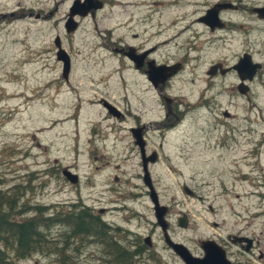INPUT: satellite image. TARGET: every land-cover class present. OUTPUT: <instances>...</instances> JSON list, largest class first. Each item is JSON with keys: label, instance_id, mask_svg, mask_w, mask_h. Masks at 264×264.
I'll list each match as a JSON object with an SVG mask.
<instances>
[{"label": "rangeland", "instance_id": "rangeland-1", "mask_svg": "<svg viewBox=\"0 0 264 264\" xmlns=\"http://www.w3.org/2000/svg\"><path fill=\"white\" fill-rule=\"evenodd\" d=\"M212 1L107 0L94 16L77 18L78 28L68 33L64 23L71 0H0V189L20 183L28 202L46 205L48 210L55 206L68 210L81 202L106 206L110 210L104 219L122 229L115 234L124 243L131 241V250L138 249L136 236L140 240L151 237L152 246L133 257L134 264H181L156 224L139 151L129 131L138 117L145 123L161 120L165 107L113 48L123 43L156 45L159 60H181L184 44L193 33L201 31L200 37L213 38L201 24H194L193 31L183 30L186 21ZM245 1L250 0L241 3ZM11 11L17 16H9ZM258 25L257 42L250 46L257 51L256 57L263 58L264 47L258 41L264 37V25ZM56 36L71 56L67 81L56 58ZM236 40L224 46L206 43L196 51V60L179 71L169 93L181 102L180 110L197 95L200 79L196 76L204 77L208 64L235 61L245 48L240 36ZM218 82L227 91L217 98L220 106L238 115L229 122L240 127L237 140L223 136L226 125L217 123L225 118L204 110L186 113L172 130L151 124L147 141L150 148L158 149L160 159L148 166L150 175L160 203L168 206V233L174 241L192 244L200 237L238 229L242 235L259 238L263 249L264 184L260 182L264 181V152L259 157L246 153L250 146L244 138L253 136L241 131L249 116L254 137L264 138V76L254 85L256 106L252 109L247 108L250 101L234 102L238 93L231 76ZM103 101L125 116L119 119L109 114ZM63 168L77 173L78 183L69 182L61 173ZM185 187L194 194H188ZM181 213L190 217L184 228L177 223ZM63 233V227L52 229L67 256L61 263L54 261V255L37 253L19 264H101L94 260L95 236L80 247L82 241L75 238L65 245ZM126 248L117 250L127 254Z\"/></svg>", "mask_w": 264, "mask_h": 264}, {"label": "flooded vegetation", "instance_id": "flooded-vegetation-1", "mask_svg": "<svg viewBox=\"0 0 264 264\" xmlns=\"http://www.w3.org/2000/svg\"><path fill=\"white\" fill-rule=\"evenodd\" d=\"M106 1L107 0H102L103 6L105 5ZM242 1L243 0H214L197 16L191 18L190 21L187 20L183 30L186 29L187 31H193L194 24H201L207 33L213 35V38L200 37V35H202L201 31L193 33L194 37L184 44L185 56L181 60H159L155 57L156 51H158V47L156 45L145 47L144 43L140 45L123 43L117 44L116 47L113 48V51L119 53L122 56V60L124 61L125 65H127L128 68L131 67L135 72L141 75L140 78L143 80V82L146 81L149 84L150 89L157 93L159 99L163 101V105L165 107L161 120L155 121L153 123H145L138 117L136 118V122L133 123V126L129 127V131L133 127H142L141 135L142 140L144 141V155L145 157L149 158L152 156V154H154L153 156L156 157L155 162H148L149 167L151 166L150 164H154L160 159L158 149L150 148L147 141V132L149 129H151V124H155V128H165L167 130H172L179 123H181L186 113L204 110L213 116H218V114H220L223 118H225V120H218L217 124H221V126L226 125L223 136H228L226 139L229 140H237L240 127L239 125L232 123L229 124V122L237 119L238 115L237 113H232L229 111V109L222 108L220 106L218 99L220 96H222V94H226L227 91L225 84L223 82L219 83L218 81H222V78L231 76L234 79V88L238 93L237 98L234 99V102L238 100H243L245 103L246 101H250V105L247 108L252 109L256 106L254 103V98L256 96L254 85L259 77L262 78L264 76V57H256L257 51L255 52L250 46L252 43L257 42V31L261 29L258 27V22H262V25H264V2L257 4L254 0L245 1L246 3H241ZM218 5L226 6L218 8ZM209 10H211V12L208 14ZM96 11L98 10H95L93 13L89 12L87 16H94ZM50 12L52 15L54 11ZM8 14L9 16L13 17L17 16L15 11H11ZM236 14H239L238 18L236 17ZM39 16V13H37L36 17ZM67 17L68 14L65 18L67 19ZM77 18H80V16L75 15L76 21H78ZM174 23H176V21ZM228 35L232 36L229 38ZM237 36L241 37V40L245 44V48L239 53L235 61L230 63L229 61L225 60L227 62L226 63L222 59L213 60L210 64H208L204 70V77L200 78L199 76H196V78L200 79V81L197 83V85L200 87V89L197 90V95L195 98L191 96L192 99L185 101L186 109L180 110L178 104L181 102L177 101V99L174 98V96H171L169 93L172 80L178 75L179 71H182L186 63H191L190 61L196 60V57H198L196 51L201 50L203 45L210 44L213 46H224L227 43L232 44L231 41H237ZM215 41H219V44H216ZM258 46L264 47V37L258 41ZM129 54H132L133 58H130ZM68 55L70 57L71 64V56L69 53ZM244 58L246 59L243 60ZM176 64L180 69L174 75L166 78L164 81L159 80L156 84L150 80L149 73L152 75L154 74L150 71V67L154 68L155 66L159 65L170 66ZM191 82H193V78L190 79V83ZM125 114V112L121 111V116L119 119H122ZM244 120L246 121L247 126H245L243 131H241L242 134L245 135L248 133L249 135L252 134L253 136L252 138H244L248 140V143L246 144L250 146L249 151L246 153L249 155L252 154L253 157H259L264 152V138L257 139L254 137L256 130L251 125L253 120H251L249 116L244 118ZM235 136L237 138H235ZM218 144L222 146L225 144V141H219ZM159 145H161V143ZM137 149L141 158L142 155L140 147L137 146ZM141 167L143 170L142 158ZM260 184H264V181H261ZM255 186H257V184H254V187ZM185 190L190 195L194 194V191H191L186 187ZM95 201L100 203L99 199ZM78 206L79 208L89 209L94 215L99 217V221L104 227L103 229L100 228L99 232L103 233L104 236L101 238L96 237V239L93 241L95 248L94 260L99 261L101 264H109V243L106 242V239L109 238L113 242L120 245V242L122 243V241L115 233H119L122 231V229L119 226H114L111 222H107L104 219L105 213L110 210L108 207L99 206L96 208L95 205L90 206L82 202L79 203ZM119 207H122V210H125L124 208H126L124 204L120 205ZM209 209L212 210L211 205L209 206ZM188 215H186L187 225L188 218H190ZM236 216L239 217V211L236 212ZM216 224L217 223L215 222L214 225ZM137 238L140 237L136 236L134 239L137 241ZM141 242L148 248L152 246H149L144 242V237L141 239ZM80 245V247H84V240ZM259 245V238H257L255 235H242L238 229L236 232H229L225 235L211 234L200 237L192 241V244L185 243V246L189 250L190 254L197 258H204L207 251L210 253H215L222 249L224 251L225 257L230 261L231 264H264V248H259ZM145 246L142 245L140 247L142 249V253L146 248ZM81 250L82 249H79V252H81ZM174 254V257L177 258L181 264H185L176 253ZM242 255H245L248 259H242ZM110 264H112V260L110 261Z\"/></svg>", "mask_w": 264, "mask_h": 264}, {"label": "trees", "instance_id": "trees-1", "mask_svg": "<svg viewBox=\"0 0 264 264\" xmlns=\"http://www.w3.org/2000/svg\"><path fill=\"white\" fill-rule=\"evenodd\" d=\"M24 189L20 183L6 190L0 189V264H19L20 260L37 253L54 255V261L61 263L67 256L61 251L58 238L52 236L55 226L64 228L62 235L65 245L73 238L83 241L93 236H104L99 232L100 228H104L99 217L89 209L72 205L68 210L58 206L48 210L46 205L28 202ZM106 242L109 243V264L111 260L112 264H134L133 257L140 254L142 245L145 246L140 238H137L138 249L135 250L129 249V241L120 242L122 246L109 238ZM124 246L128 247L127 254L121 249L117 250Z\"/></svg>", "mask_w": 264, "mask_h": 264}, {"label": "water", "instance_id": "water-1", "mask_svg": "<svg viewBox=\"0 0 264 264\" xmlns=\"http://www.w3.org/2000/svg\"><path fill=\"white\" fill-rule=\"evenodd\" d=\"M103 2L101 0H72V3L69 8L68 18L65 21L64 27L66 32L71 33L74 32L78 26V22L75 20V15L79 16H85L89 12H94L97 9L102 8ZM226 5H218V8L224 7ZM211 12L209 10L208 14ZM264 15V14H263ZM6 16V15H4ZM54 44L57 48L56 51V58L62 62V76L64 79L68 80L71 64H70V57L66 50L61 45V40L59 36H56L54 39ZM130 58H133V55L129 54ZM244 58L243 60H245ZM242 61V60H241ZM179 66L176 65H159L150 67V71L154 74L149 73L150 80L156 84L157 81H164L166 78L174 75L178 70ZM103 106L105 107L106 111L111 114L112 116L116 118H120L121 112L120 110L111 104L108 101H103ZM132 137L134 138V143L140 147L141 150V158H142V166H143V176L142 180L145 184L147 190H148V196L153 204V211L154 216L156 219V224L159 226L160 230L163 234V239L165 244L170 247V249L176 253L185 264H231L230 261L225 257L224 251L222 249L219 250V252L210 253L207 251L204 258H197L190 254L187 247L181 243L174 241L169 233H168V227L169 222L166 219V214L168 212V206L160 203L158 193L153 185L152 178L150 175V172L148 170V162H155L156 157L152 154L151 157L147 158L144 155V141L142 140V127H133L130 129ZM62 174L66 179L69 180V182L75 184L78 181V174L72 172L70 169L65 168L62 170ZM178 225L180 227H186L187 226V217L185 213H182L181 216L178 217ZM144 242L148 244L149 246L152 245V240L149 235L144 237Z\"/></svg>", "mask_w": 264, "mask_h": 264}]
</instances>
